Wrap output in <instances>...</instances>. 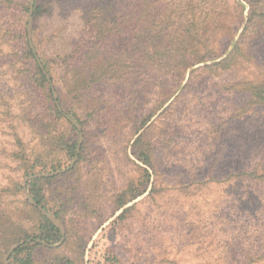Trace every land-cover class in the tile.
Instances as JSON below:
<instances>
[{
    "label": "rangeland",
    "instance_id": "374dc122",
    "mask_svg": "<svg viewBox=\"0 0 264 264\" xmlns=\"http://www.w3.org/2000/svg\"><path fill=\"white\" fill-rule=\"evenodd\" d=\"M236 1L242 13L230 0H147L146 18L130 0H0V239L17 231L8 215L20 235L35 233L26 201L61 234L32 246V264H240L264 250V187L227 174L249 160L264 171V107L243 114L233 86L241 79L264 85V26L253 32L247 22L249 9L253 17L264 12V0ZM201 13L208 16L199 25ZM192 22L196 29L184 33ZM24 31L48 67L64 118L50 113L18 64ZM241 34L240 66L203 70ZM167 37L184 41L187 52L164 40L177 59L204 55L203 45L219 58L169 62L156 55ZM143 51L166 63L143 59ZM144 133L155 147L152 170L133 155ZM33 179L43 206L26 188ZM20 242L0 247L3 264Z\"/></svg>",
    "mask_w": 264,
    "mask_h": 264
},
{
    "label": "trees",
    "instance_id": "16d2710c",
    "mask_svg": "<svg viewBox=\"0 0 264 264\" xmlns=\"http://www.w3.org/2000/svg\"><path fill=\"white\" fill-rule=\"evenodd\" d=\"M130 1L131 2L133 1L137 5H139L142 8L145 17L147 18V14H145V12L147 11H144V9L148 8L147 0H130ZM230 3L232 7L231 9H235V12H237V10L240 13L243 12L242 6L236 0H230ZM184 8L182 10L183 15L194 16L192 12L185 11ZM25 11L26 13H28L27 7ZM39 11H40V7L38 5H35V7L33 8V12H32L33 16H36ZM253 14H254V11L252 12L249 9V18L247 22L252 27L251 31L253 30L255 31L257 28L264 26V12L262 11L259 15H255L254 17H253ZM206 16H208V13H205V14L201 13L198 16L199 25L204 24ZM195 26L196 24H194L193 22L191 24L189 23L183 28V32L186 34L189 32L191 33L192 30L195 28ZM244 29H248V27L247 28L245 27ZM199 30L200 29H198V31ZM194 34L195 32H193L191 35L193 36ZM22 37L24 40V43H23L24 50L18 59L19 66L21 67L23 72L29 73L34 78V82H35L34 85L39 89L42 95L44 94L43 98L45 102L46 103L48 102L50 105V107L48 106V110L50 111V113L54 117L64 118V113L61 111V108L63 106L62 101L60 100V98H57V102L59 103L58 104L52 98V89L47 79V76L50 77L48 67L46 65L42 67L39 65L40 60L38 62V59H39L38 54L36 52V49L33 43L31 42V38L28 37L26 31H24V35ZM161 39L163 40L160 41L158 39V41L161 42V44L157 46V49L159 50L156 51V55L167 58L168 59L167 61L172 62L175 56L174 55L172 56L171 54L168 55L166 51L168 45L165 44L164 40L170 41V43H172L173 45H175L176 43V47H178L180 50H184L185 52H187L185 48L181 49V46H184V41H179V39L174 41L172 37L161 38ZM245 47H247V43L245 42L243 34H241V36L239 37V40L231 45V50L227 53L226 57L218 62H213V61L219 58L218 53H217L219 51L213 49L212 47L206 48L205 45H203V50L204 49L206 50L204 55H199V54L194 55V53H193V56H191L190 54L189 55L180 54L178 56V59H180L181 62L182 60H184V62L188 64L189 66L193 64H197V63H202L205 61L213 62L210 65H205V67H203L204 71L205 70L213 71L217 67H220L224 64H225V67H227V70H231L232 68L240 66L242 62L245 60L246 58V55H245L246 48ZM160 49L163 51H160ZM191 49H193V47L190 48V51L193 52ZM154 53L150 54L149 52V57L148 59H146L147 53L145 51L141 52L143 59L149 60L157 66H160L166 63V62H160L161 59L155 56ZM178 59L175 57V60H178ZM156 60H158L159 62H155ZM233 86L243 95V102L241 103V106L238 109V110H241L243 114H248L251 111L253 113L255 112L256 109L264 107V85L262 83H258V82L251 81V80L245 81L244 79H241L240 81L238 80L237 82L233 83ZM142 92L144 93L145 90ZM71 116L73 115L71 114ZM144 125H145V122L141 124V126H144ZM72 130L76 131L74 125H72ZM145 136H146V133L140 135L134 141L133 147L135 148V150L133 152V155L138 161H140L146 167L152 170L154 169L155 147L152 145L150 139L147 141L144 140ZM66 151L67 153H70L73 156L75 154V146L68 145ZM227 155H229L228 152H227ZM216 158L220 159L222 158V155L217 153ZM253 162L254 160L252 161L249 160L247 161L248 163L247 166H245L246 164L245 163L244 166H242L241 168H236L234 170L228 171L227 172L228 176L238 180L241 183V185H248V186L257 187V188H259L260 186L264 187V171H261L259 169V166L261 164L257 163L254 165ZM37 164L38 162L36 163V165ZM36 165H32V168ZM146 175H148L147 171H146ZM40 184L41 183L39 179L29 180L26 182V188L28 190L30 197L33 199V201L37 205L43 206L44 196L42 195ZM15 190H16V193H19L21 191V186L15 187ZM25 203L27 206H29L32 209L29 212L30 218L36 217V225L33 226V231L35 233L24 234L23 236L21 233L20 235L22 226L19 223H16L15 221H13L9 215L6 217L7 222L9 223L10 227L15 228L17 231L15 234L12 235L11 237L12 239L10 240L0 239V247L7 248L9 243L18 241V239H21V237L25 239L24 244L19 246L18 248L15 249V251L12 252V254L10 255L8 259V264H32L31 263L32 249H33L32 246H35L38 244H49V245L54 244L58 242L61 238V234L59 230L50 221H48L47 218H45L42 214L37 212V210L31 207L26 201ZM125 204H126V201L125 200L122 201L119 204V208L123 207ZM54 217L58 219L57 214H55ZM3 251L4 250H2V252ZM245 259H247V261H241L240 264H264V250L256 254L247 253L245 255ZM0 264H3L1 252H0ZM52 264H57V263H52Z\"/></svg>",
    "mask_w": 264,
    "mask_h": 264
},
{
    "label": "water",
    "instance_id": "95a60500",
    "mask_svg": "<svg viewBox=\"0 0 264 264\" xmlns=\"http://www.w3.org/2000/svg\"><path fill=\"white\" fill-rule=\"evenodd\" d=\"M31 5H32V0H31ZM26 197H27V199L29 200V202L30 203H32L33 205H36L33 201H32V199H30L29 197H28V195H26ZM40 211L44 214V215H46V213L40 208ZM47 216V215H46ZM48 217V216H47ZM49 218V217H48ZM53 223H54V221L51 219V218H49ZM55 225H56V223H54ZM20 244H22V242H20V243H18V244H16V245H14V246H12L10 249H9V251H8V253H7V255H6V257H5V260H6V258H7V256L11 253V252H13ZM6 264V263H5Z\"/></svg>",
    "mask_w": 264,
    "mask_h": 264
}]
</instances>
